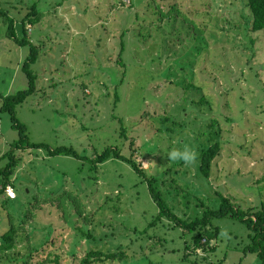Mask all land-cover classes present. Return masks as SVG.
Listing matches in <instances>:
<instances>
[{"label": "rangeland", "instance_id": "rangeland-1", "mask_svg": "<svg viewBox=\"0 0 264 264\" xmlns=\"http://www.w3.org/2000/svg\"><path fill=\"white\" fill-rule=\"evenodd\" d=\"M1 1L16 22L34 2L43 13L27 25L40 50L32 65L37 91L17 106L29 141L73 146L83 155L107 146L135 151L184 219L219 208L220 195L244 210L261 207L264 30H252L247 0ZM7 29L0 15L4 95L28 87L22 65L30 51ZM19 138L10 113L0 110V170ZM216 139L221 150L206 177L199 157ZM185 149L195 153L189 163L167 156ZM16 155L13 181L23 205L15 212L0 203V236L11 225L9 212L18 228L14 247L2 249L0 238V264H79L91 249L128 255L92 264H262L249 250L253 229L233 216L213 217L221 232L211 241L215 248L195 250L199 231L160 219L147 182L122 159L95 172L88 161L44 149Z\"/></svg>", "mask_w": 264, "mask_h": 264}, {"label": "trees", "instance_id": "trees-1", "mask_svg": "<svg viewBox=\"0 0 264 264\" xmlns=\"http://www.w3.org/2000/svg\"><path fill=\"white\" fill-rule=\"evenodd\" d=\"M247 6L251 11V28L253 31L264 30V0H247ZM8 10V9H7ZM2 6V1L0 0V15L4 17L5 22L8 25L7 36L9 38L15 39L18 45L29 46V54L22 65V70L28 77V87L14 94L4 95L0 93V99L2 100L0 110L9 112L11 115V120L13 127L17 128L20 132V138L13 142L11 148L4 153L3 157L7 158L6 165L0 170V203L3 207H16L15 212H18L17 205H23L19 201V196L16 193L15 197H11L8 192V186L16 189L15 182L13 181V176L15 175L17 166L20 163L19 157L16 155V151L21 148H36L44 149L48 155H65L72 156L82 161H88L91 165V170L97 172L100 164L106 162L111 158L122 159L128 162L132 168L143 177L147 182L149 191L160 208L159 218L168 217L176 222V225L187 229L189 231H199L194 235V249H204L209 251L213 250L216 245H211L213 239H217L220 235L219 227H212L211 219L213 217H223V216H233L245 221L248 226L253 229L254 236L252 245L249 250L256 252L262 264H264V203L258 209H248L244 210L239 206L235 205L231 199L225 195L221 196V205L216 209H205L202 216L196 218L184 219L177 215L175 211L170 207L169 203L163 196V192L160 188V179L156 175H147L142 164L137 161L134 152L130 155H125L122 150L118 147L107 146L101 152H96L94 155H83L73 146L60 145L52 147L47 143H36L31 142L27 135V125L21 122L17 117V106L22 104L30 95L37 91V74L33 70L32 65L37 62L39 58V47L36 45L30 33L27 29L28 24H34L39 22L42 18V12L38 8V3L34 2L31 5L30 10L27 14L20 20L16 22L14 17L9 15V12ZM18 28L22 30V35L18 34ZM123 49V48H122ZM123 51V50H122ZM222 130V129H221ZM125 131H123V134ZM133 148L134 142H130ZM134 149V148H133ZM221 150V140H215L208 147L204 148L200 155V171L201 173L209 177L211 175V170L213 166V161ZM16 192V191H15ZM28 192V191H27ZM28 195V194H27ZM76 203L77 214H82L83 209H81L80 203H77L76 199L73 198ZM54 200V199H53ZM50 200L54 203L55 200ZM36 198H33L30 203L34 206ZM12 203V204H11ZM30 210L32 208H29ZM29 210V211H30ZM32 211V210H31ZM11 217V225L8 229L0 236L2 243V249H10L16 244L17 230L16 223L14 222V213L9 212ZM160 218V219H161ZM209 226L211 228H209ZM205 239V241H204ZM210 245L211 247H208ZM38 250V249H37ZM35 254V253H34ZM32 255L34 258L35 255ZM126 251L123 249L116 252H103L101 250L91 249L88 250L86 255L80 260L79 264H92L94 262H104L107 260H124L127 257ZM48 260H59V256L54 259L48 258Z\"/></svg>", "mask_w": 264, "mask_h": 264}, {"label": "clouds", "instance_id": "clouds-1", "mask_svg": "<svg viewBox=\"0 0 264 264\" xmlns=\"http://www.w3.org/2000/svg\"><path fill=\"white\" fill-rule=\"evenodd\" d=\"M167 156L172 160L183 159L186 163H189L194 159L195 153L189 149H185L183 152L179 150H173L170 153H168ZM147 163L148 162H145V166H147Z\"/></svg>", "mask_w": 264, "mask_h": 264}, {"label": "built area", "instance_id": "built-area-1", "mask_svg": "<svg viewBox=\"0 0 264 264\" xmlns=\"http://www.w3.org/2000/svg\"><path fill=\"white\" fill-rule=\"evenodd\" d=\"M7 192H8V194H9L11 197H15V196H16L15 189H14L13 187H11V186H8V188H7ZM204 241H205V239H204ZM197 251L200 252V249H197Z\"/></svg>", "mask_w": 264, "mask_h": 264}]
</instances>
